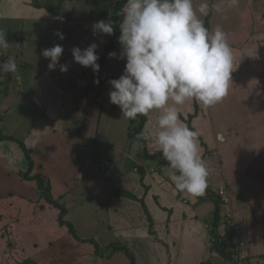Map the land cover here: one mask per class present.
I'll return each mask as SVG.
<instances>
[{"label":"rangeland","instance_id":"rangeland-1","mask_svg":"<svg viewBox=\"0 0 264 264\" xmlns=\"http://www.w3.org/2000/svg\"><path fill=\"white\" fill-rule=\"evenodd\" d=\"M37 1L61 7L68 19L62 20L40 8L52 17L39 13L29 15L27 20H0V29L7 32V40L11 44L8 49H0V63L11 55L18 66L17 73L5 74L0 79V130L26 143L35 138L32 130L43 115L44 109L38 102L47 104L50 97L58 110L62 107L65 126L57 127L56 132L66 133L65 137L71 143L79 138L80 144L74 145L73 152L69 154L44 148V144L41 148L32 149V173L48 174L45 175L50 178L52 198L66 208L64 219L72 223L79 237L95 239V248L100 253L107 244L112 249L123 243L111 233L100 231V225L106 220L105 212L95 211L101 203L107 202L108 185L113 184L118 173L107 174L99 165L109 159L113 162L111 166L120 168L124 160L120 152L131 149L134 153L139 149V141L129 135L131 129L138 127V122L126 119L119 107L109 102V82H94L96 80L90 76L91 67H82L74 62L71 50L73 47L84 49L96 43L99 58L104 54L105 34H94L92 25L100 20L112 21L111 8L118 0ZM201 2L203 0H193L194 7L198 8ZM208 2V18L201 17L204 26L207 22L209 31L216 26L225 31L232 48L234 69L228 96L210 106L209 112L215 126L227 138V142L218 141L219 150L224 153L222 156L229 157L228 163L224 158L223 165L226 163V168L237 180L251 186L254 173L263 172L260 169L264 168V0H238L236 6H231L229 0ZM217 3L221 6L220 12L211 7ZM57 31L63 34V40L54 34ZM118 37L112 52L119 57L122 47ZM55 44L62 45L64 51L56 69L50 71V60L41 53ZM125 63V59L109 58L101 64L98 73L100 76H120ZM61 64L69 66L66 72L59 71ZM17 75L21 77V83L17 82ZM229 129L236 131L235 137L229 136ZM94 139L102 144L94 146ZM218 140H221L220 136ZM2 145L0 142V264H20L25 259L33 264H52L50 260L60 256L67 261L73 255L69 238L73 241L76 238L67 226L58 223L59 209L43 198L37 181L24 180L18 174V171L27 169V160L21 150L16 154ZM91 146L95 151L90 150ZM80 161L84 167L86 164L83 170L85 179L72 183L74 168L71 170V167ZM127 165L131 168L132 163ZM63 178L71 183L67 186L63 181L58 183ZM54 185L58 189H63L64 185L69 188L57 196L52 193ZM103 257V264H125L129 261L124 251ZM64 260L60 263L56 260L53 264H66ZM93 261L96 264L97 260ZM77 263L80 264L79 261ZM98 264H102L99 259Z\"/></svg>","mask_w":264,"mask_h":264},{"label":"crops","instance_id":"crops-1","mask_svg":"<svg viewBox=\"0 0 264 264\" xmlns=\"http://www.w3.org/2000/svg\"><path fill=\"white\" fill-rule=\"evenodd\" d=\"M30 3L31 0H0V20H27L30 19L29 15L39 13L52 17L51 14L40 11V8ZM38 100L37 98V102ZM195 102L198 112L191 119L190 124L199 133L200 145L203 149L202 156L210 169L208 186L204 194L193 197L190 194L178 192L169 178L171 171L169 165L143 157L144 147L150 154L160 151L154 137H150L144 145L139 144V149L134 153H131V149L120 152L124 158V160L121 158L120 168H114L113 165L110 167L109 174H118L113 184L108 185L110 192L107 202L101 203L95 211V213L98 210L105 212L106 220H103V224H99L100 231L105 230L119 239L123 243L120 246L125 247L134 257V264H203L205 262L231 264L236 254L238 239L244 241L246 264H264V178L259 175L264 176V168L260 169L263 172L254 173L251 186L246 182L243 183L242 180H237L236 176L226 168V163L229 162L228 155L222 156L224 153L219 150L218 141L227 142V138L222 130L215 126L209 112L210 108L193 100L180 106V118L187 119L195 112ZM38 103L44 109L43 115L36 121L34 131L32 130L35 138L24 142L26 146L32 150L41 148L44 144V148H51L56 152L60 150L67 154L73 152L74 145L80 144L79 138L71 143L65 137L66 133L63 135L59 131L56 132L57 127L65 126L64 116L62 117L65 112L62 107L58 110L50 97L47 98V104L40 101ZM158 115L159 113L154 110L146 116L142 133L145 135L152 133ZM228 134L233 138L236 131L229 129ZM218 136L221 140H218ZM49 138L53 140L48 141ZM131 138L135 139V137ZM92 142L97 147L102 144L98 139ZM1 143L4 144L2 145L4 149L13 150L16 154H19L21 150L18 149L20 147L16 145V142L2 141ZM31 158L34 160L32 156ZM224 158L225 165H223ZM109 161L113 164L111 160ZM128 162L132 163L131 168L128 167ZM83 164V161H80L76 166L71 167V170L74 168L75 172H72V183L78 179L80 181L85 179L83 170L86 164L85 167ZM134 168H137V171H134ZM67 173L69 172L66 171ZM42 174L46 177L47 173ZM48 181L51 184L50 178ZM62 181L65 185L71 183L64 178L58 183ZM65 185L63 189H58L54 185L52 193L57 196L66 193L69 187ZM219 187H226L231 199L230 207L239 225L236 231L226 227L222 221V214L229 209V206L217 200L215 193ZM216 209H218L219 218L215 225ZM214 228L222 239L218 248L209 241L210 232ZM77 237L82 240L87 239L78 235ZM69 242L70 247H73V255L67 261L63 259L64 256L52 258L50 260L52 264L56 260L59 263L64 260L66 264H78V261L80 264H93V260H97L96 264H98V259L103 264V256L115 252L112 251L113 248H108L110 244L98 253L95 243L77 239L73 241L71 238ZM220 250L223 252L221 253ZM97 253L102 257H99ZM125 264H130V259Z\"/></svg>","mask_w":264,"mask_h":264},{"label":"clouds","instance_id":"clouds-1","mask_svg":"<svg viewBox=\"0 0 264 264\" xmlns=\"http://www.w3.org/2000/svg\"><path fill=\"white\" fill-rule=\"evenodd\" d=\"M229 3L236 6L238 0ZM211 7L221 11L219 3ZM209 10L208 0L198 8L193 0H126L119 23L122 53L119 57L116 52L108 53L110 59L126 60L123 74L109 81V102L129 120L148 116L154 110L159 113L152 133H141L137 140L154 137L171 169L169 178L175 189L193 197L204 194L210 169L202 156L199 133L184 123L179 108L193 100L204 107L221 102L229 94L234 70L225 31L220 26L212 31L204 26L201 17L207 16ZM92 31L112 35L113 23L97 21ZM54 34L64 39L59 31ZM10 46L7 32L0 29V49ZM97 47L96 43L84 49L73 47L74 62L97 73ZM63 51L60 44L42 51V56L50 60V71L56 69ZM68 67L61 64L59 71L66 72ZM17 72L15 57L9 55L0 63V78ZM16 79L22 82L19 75Z\"/></svg>","mask_w":264,"mask_h":264},{"label":"trees","instance_id":"trees-1","mask_svg":"<svg viewBox=\"0 0 264 264\" xmlns=\"http://www.w3.org/2000/svg\"><path fill=\"white\" fill-rule=\"evenodd\" d=\"M126 0H118L111 8V18L113 21V34L112 35H107L105 34L104 36V54L98 59L97 63L101 66V64L109 59L108 57V53L112 52L115 48H116V43H115V39L120 35L119 32V23L122 19V17L120 16V13L123 9V6L125 4ZM32 6L36 7V8H44L46 9L49 13H52L53 15L59 17L62 20H67L68 19V15L63 11V9L61 7H56L55 5H53L50 2H39L37 0H31L30 3ZM205 27H207V22L205 23ZM90 76L92 79L96 80V81H100V82H105L108 83L110 80L112 79H116L119 78V76H100L99 73H94L93 70H90ZM2 80H0L1 83ZM195 106V112L191 115H189L187 117V119L181 117V119L188 125V127L192 130H194L190 124L191 119L197 114L198 112V107H197V103H194ZM146 116H138L136 118L137 122H138V127L135 129H131L129 131V135L131 137H135L137 139V136L139 134L142 133V128H143V124L145 122ZM2 141H13L16 142L20 149L22 150L25 159L27 160L28 166L27 169L25 171H18V174L21 176L22 179L24 180H36L37 181V187L39 189V191L41 192V194L43 195V198H45V200L51 204L53 207H56L59 209L58 212V223L60 225L63 226H67L68 231L79 241H86V242H91L94 243L93 239H86V240H82L80 238L77 237L75 229L72 225L71 222L67 221L66 219H64V214L66 212V208L59 203V201L55 200L52 198L51 196V192H50V183L46 182V177L42 174V173H35L32 174V170H33V160L31 158V149L28 148L26 146V144L17 139L16 137H14L13 135H9V134H4L2 133V131L0 130V142ZM140 142L141 145L145 144V139H140L138 140ZM143 157L145 159H151V160H157L159 163L168 165V162L163 158L162 154L160 151L154 152L152 154L148 153L146 150V147L143 148ZM126 194V193H125ZM129 195H131L130 193H127ZM219 213H218V209H216L215 212V220L214 223L216 225L217 221H218V217ZM151 225V224H150ZM214 247L218 248L217 245H215ZM96 250L97 247H96ZM124 251L128 254L129 259H130V264H134V257L131 255L130 252H128V250L123 247V246H114L112 251ZM220 252L222 253L223 251L220 250ZM20 264H33L31 260L29 259H25L23 261V263Z\"/></svg>","mask_w":264,"mask_h":264},{"label":"built area","instance_id":"built-area-1","mask_svg":"<svg viewBox=\"0 0 264 264\" xmlns=\"http://www.w3.org/2000/svg\"><path fill=\"white\" fill-rule=\"evenodd\" d=\"M91 151H94V146H91L90 148ZM100 169L103 172H106L109 174V169L111 166V162L107 159L102 161L100 163ZM134 171H137V168H134ZM215 196L217 197V200L219 199L221 204L229 206V209L226 210L222 214V221L224 225L228 228H232L233 230H238L239 225L237 223V220L235 218L234 212L232 208L230 207L231 204V199L229 197V194L227 192L226 187H219L217 189V192L215 193ZM209 241L211 244L215 245H220L222 243L221 236L218 235L217 230L214 228L211 230L210 235H209ZM203 264H210L208 262H205ZM231 264H246V253L244 250V241L238 239L236 242V254L234 256V259L232 260Z\"/></svg>","mask_w":264,"mask_h":264}]
</instances>
